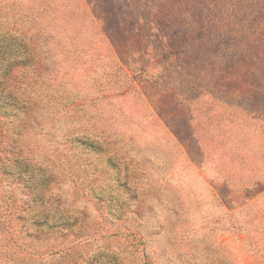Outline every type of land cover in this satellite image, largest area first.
<instances>
[{"label":"rangeland","instance_id":"374dc122","mask_svg":"<svg viewBox=\"0 0 264 264\" xmlns=\"http://www.w3.org/2000/svg\"><path fill=\"white\" fill-rule=\"evenodd\" d=\"M258 141L264 0H0V264H264Z\"/></svg>","mask_w":264,"mask_h":264},{"label":"trees","instance_id":"16d2710c","mask_svg":"<svg viewBox=\"0 0 264 264\" xmlns=\"http://www.w3.org/2000/svg\"><path fill=\"white\" fill-rule=\"evenodd\" d=\"M82 144L87 145L88 147H91V148H96L95 146L92 145V143H89V142H86V141L82 142ZM256 144L257 143H255L254 146H253V148H252L253 149L252 150V153L256 154V156H259L260 158H264V143L258 141V145H256ZM262 162H264V161H262Z\"/></svg>","mask_w":264,"mask_h":264}]
</instances>
